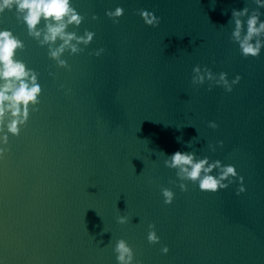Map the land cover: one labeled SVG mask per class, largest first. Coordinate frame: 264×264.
<instances>
[{
    "label": "water",
    "instance_id": "obj_1",
    "mask_svg": "<svg viewBox=\"0 0 264 264\" xmlns=\"http://www.w3.org/2000/svg\"><path fill=\"white\" fill-rule=\"evenodd\" d=\"M246 3L256 7L72 0L84 20L68 31L95 36L82 53L64 54L70 70L48 59L13 12L0 15V29L23 41L17 59L39 73L42 89L38 111L0 157V264H116L121 238L139 264H264V48L246 59L229 39L231 10ZM118 6L124 13L113 24L105 11ZM141 9L160 18L158 27L144 24ZM195 65L241 79L230 93L209 91L207 82L191 84ZM176 151L233 165L245 191L237 195L234 181L216 193L186 182L181 192L160 153ZM161 187L174 192L171 204ZM149 223L157 244L147 241Z\"/></svg>",
    "mask_w": 264,
    "mask_h": 264
},
{
    "label": "clouds",
    "instance_id": "obj_2",
    "mask_svg": "<svg viewBox=\"0 0 264 264\" xmlns=\"http://www.w3.org/2000/svg\"><path fill=\"white\" fill-rule=\"evenodd\" d=\"M256 7L247 6L240 10L233 8L228 24L232 25L229 36L231 42L238 45L239 53L244 58H256L264 48V15L260 9H264V0H251ZM6 11L13 12L18 23L25 26L27 35L34 39L41 47H47V57L53 61L57 68L70 70L67 61L63 59L65 53L78 55L93 41L95 33L85 29L82 35L76 31H68L69 27L78 28L84 20L72 6V0H0V15ZM124 9L116 7L114 10H106L105 16L112 20L113 24L119 23ZM146 26L156 28L160 18L153 12L137 10V13ZM96 20L95 15L92 16ZM223 27V26H221ZM83 46V47H82ZM24 50V43L9 29H0V157L8 151L9 135L18 136L26 125L30 111H38L39 96L42 89L39 84V73L29 68L22 60L17 59V52ZM104 52L99 48L90 53L99 57ZM49 75H53L49 73ZM241 77L236 75L231 81L227 79L225 72L213 73L207 66L203 68L195 65L192 68L191 84L199 86L208 84V90L214 86L222 87L225 92H231L234 85ZM64 86L61 85V88ZM71 89L65 90L69 95ZM209 128L216 129L218 125L209 121ZM178 142L181 140L177 137ZM217 145L223 146V141H217ZM187 147H192V141L187 142ZM210 151L216 148L208 144ZM162 153L166 158L163 164L168 169L175 170L176 180L169 183L177 186L181 192L187 191L186 182L197 184L202 192L216 193L229 187L234 181L239 184L236 194L245 191L243 177L239 176L235 167L231 164L223 165L220 160H209L207 156L199 158L195 152L176 151L171 155ZM163 203L171 204L174 192L167 187H161ZM128 217L118 216L117 223L125 224ZM147 241L149 244L159 243L155 225L149 223ZM162 254H167L169 249L164 246L160 249ZM116 264H139L134 261L133 249L124 239H117L113 247Z\"/></svg>",
    "mask_w": 264,
    "mask_h": 264
}]
</instances>
